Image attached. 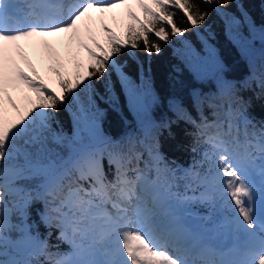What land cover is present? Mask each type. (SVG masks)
I'll return each instance as SVG.
<instances>
[{
    "label": "snow or ice",
    "instance_id": "1",
    "mask_svg": "<svg viewBox=\"0 0 264 264\" xmlns=\"http://www.w3.org/2000/svg\"><path fill=\"white\" fill-rule=\"evenodd\" d=\"M211 11L243 52L259 38L260 62L243 83L220 79L214 97L194 93L199 123L174 102L177 119L195 128L191 162L169 161L158 141L141 150L132 136L97 139V98L115 107L123 95L137 112L157 103L152 57L173 38L195 75L203 57L189 29L222 68L200 35ZM26 47L46 58L50 77ZM249 80L264 95V23L242 0H0V264H41L40 256L46 264H264V122L238 106ZM62 108L73 117L71 137L54 127ZM37 202L47 236L55 230L69 252L49 251L33 231ZM193 204L205 214L194 216Z\"/></svg>",
    "mask_w": 264,
    "mask_h": 264
},
{
    "label": "trees",
    "instance_id": "2",
    "mask_svg": "<svg viewBox=\"0 0 264 264\" xmlns=\"http://www.w3.org/2000/svg\"><path fill=\"white\" fill-rule=\"evenodd\" d=\"M242 2L257 25L264 23V0H242ZM229 11L239 15L234 4ZM176 19L177 23L187 26L179 12H177ZM205 23L207 30L202 28L200 35L205 37L208 44L215 49L216 58L221 62L222 68L217 70L214 67L213 59L205 49L200 37L189 29L186 39L203 57L199 61L203 71L199 76L195 75L183 57L173 51V49L182 50L183 48L180 40L173 38L171 45H164V51L160 56L152 57V86L158 97L157 103L150 105L146 112H137L128 106L123 95L120 96L119 103L115 107L97 98V104L102 110L97 118L99 125L97 139H124L132 136L141 141L139 145L141 150L147 149L158 141L159 150L169 161H175L184 166L191 162L194 156L191 148L194 145L195 128L187 120L177 119L176 109L173 107L174 102L181 103L191 118L199 123V113L192 105L193 94L201 93L206 98L214 97L218 91L220 79H227L236 84L243 83L249 77L250 65L255 63L258 66L260 62L261 43L258 37L253 42L251 50L245 53L229 39L224 20L214 11L210 12L209 19ZM245 34L247 35V29H245ZM138 56L147 66V57L142 49ZM47 63L45 62L41 69V74L46 78L51 76L47 71ZM240 96L243 100L238 106L246 108L247 115L258 125L264 122V95L261 94L260 89L249 80L248 86L240 90ZM216 103L223 104L224 99L217 98ZM203 113L210 120L213 119L211 108L204 107ZM57 119L59 124L54 127L63 129L71 137L73 134L72 115L62 108L57 114ZM169 121L172 122L170 128L162 127ZM53 147L56 146L53 145ZM57 151H61L63 154L65 150L57 148ZM144 159L147 162V152H145ZM180 190L183 191L182 188ZM190 208H194V212L197 213L206 212V209L200 204H193ZM41 211H43L42 202L33 205L29 220V223L37 226L33 231L38 230L42 239H48L49 244L53 246L49 251L69 252L70 245L57 240L58 233L55 230H52L51 237L47 236L49 229L40 223L38 215ZM12 235L15 237L16 233L13 232ZM57 245L58 247H56ZM39 260L41 264H46V257L40 256Z\"/></svg>",
    "mask_w": 264,
    "mask_h": 264
},
{
    "label": "rangeland",
    "instance_id": "3",
    "mask_svg": "<svg viewBox=\"0 0 264 264\" xmlns=\"http://www.w3.org/2000/svg\"><path fill=\"white\" fill-rule=\"evenodd\" d=\"M113 14H115V10L113 13H109L107 14V17H111ZM95 15H98V14H95ZM108 20V19H107ZM106 20V22H107ZM111 23H109L110 25L112 24V21H110ZM50 39V42H53L55 43L54 39L53 38H49ZM21 44L22 46L25 44V42L21 41ZM25 51L26 53L28 54L29 58L33 60V63L35 64L36 68L38 71L42 72V66L44 65L45 62H47L46 58H43V57H40L38 55H36L33 51L32 48H25ZM83 55V53H82ZM23 66V65H22ZM14 98L16 96V94L14 93ZM194 216H199L197 213H193Z\"/></svg>",
    "mask_w": 264,
    "mask_h": 264
},
{
    "label": "bare ground",
    "instance_id": "4",
    "mask_svg": "<svg viewBox=\"0 0 264 264\" xmlns=\"http://www.w3.org/2000/svg\"><path fill=\"white\" fill-rule=\"evenodd\" d=\"M121 9H119V8H117V9H115V15L119 18V16H120V13H121ZM111 21V19H110V17L108 18V20H107V22L108 23H111L110 22Z\"/></svg>",
    "mask_w": 264,
    "mask_h": 264
}]
</instances>
